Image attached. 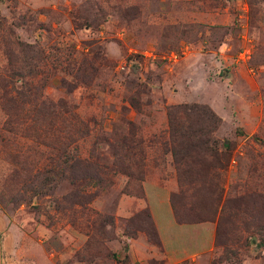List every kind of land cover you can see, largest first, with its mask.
Listing matches in <instances>:
<instances>
[{
  "label": "rangeland",
  "instance_id": "374dc122",
  "mask_svg": "<svg viewBox=\"0 0 264 264\" xmlns=\"http://www.w3.org/2000/svg\"><path fill=\"white\" fill-rule=\"evenodd\" d=\"M1 79L14 95L0 99L33 89L31 99L74 106L93 131L75 153L98 149L109 168L86 186L85 214L61 216L67 184L30 193L42 184L37 127L18 132L24 106L0 101V264H264V0H0ZM199 128L220 152L231 144L224 202L252 195L240 229L219 210L208 222L174 220L172 198L183 211V195L193 219L210 213L209 194L183 185L199 171L189 151ZM117 141L130 169L117 166ZM146 214L160 245L140 228Z\"/></svg>",
  "mask_w": 264,
  "mask_h": 264
},
{
  "label": "trees",
  "instance_id": "16d2710c",
  "mask_svg": "<svg viewBox=\"0 0 264 264\" xmlns=\"http://www.w3.org/2000/svg\"><path fill=\"white\" fill-rule=\"evenodd\" d=\"M88 65L89 61L88 59H85V61H82L76 68H79V72H82L88 68ZM74 71L72 69L69 70L68 73L74 79H77L74 75ZM76 82L79 83V81ZM11 84L12 82L10 80H0L2 97L7 98L8 96L14 95L13 90L9 88ZM83 84L86 85L87 83ZM28 91L29 94L25 96V99H18V97L15 98L13 96L15 99H0V101H6L2 107L3 110L19 111V107L17 106L19 104L24 106L22 107L24 108L22 110L23 113L21 112V121H24V123L18 124L16 130L21 132L24 124H27V129L30 128L32 130H35L36 126V136L39 140H42L40 144V146L42 145V149L39 148L37 151H34L39 157V163L37 166L42 163L41 168L37 171L38 174H36L34 178L41 179L42 184L40 189L32 186L30 193L41 197L50 196L59 185L63 183L67 184L70 191L61 201L58 200L60 208H62L59 212L61 216L72 221L78 213L81 215L85 214L86 205L84 206V203L89 202L87 200L88 194L85 191L86 186L102 184L101 181H103L102 179L105 177L106 169H108L109 166L103 163L100 159V157H103V154H101L98 149L92 150L87 158L81 157L78 153H75V148H77L76 144L79 141L86 139L93 131L87 125V122H83L81 117L76 114L74 106L69 105L63 100L54 102L43 98L42 95H39L37 99H31L33 97V89H29ZM19 93L20 92H17V94ZM9 100H11L10 103H7ZM184 109L185 107L178 108V110H182L183 112ZM206 117L207 120L210 121V116ZM196 122H198V119ZM8 127L11 132H14L12 121L11 123L8 122ZM184 128V124L178 127L179 130L173 135L174 142H176L179 137L183 136ZM208 129L199 128V131L196 133L198 134L196 140L191 141L189 151H191L190 153H195L191 157V164H197L199 171L196 175L192 176L193 181L187 179V183H184L183 185L187 184L188 188H192V197H197L198 194L196 193L209 194L208 197L211 203L210 213L206 217L202 216V214H196L197 219H193L195 215H192L191 213L194 207L190 206L191 198L187 197L186 200V196L183 195L182 198H178L181 202H185L183 211L177 209L176 202L178 200L172 198L174 219L178 225L208 222L214 220L213 216L215 217L219 210L221 223L227 218L231 220L230 225L233 228L240 229V226L243 225L238 223L241 217V212L249 207L247 197L252 195L245 196V194L236 202L232 200V197L228 196L224 202L222 179H225V176L221 171L224 170L230 162L231 144L226 146V150L224 149L220 152L216 147L218 144L215 143L213 146V141L209 138L211 136V130ZM115 148L118 150L117 166L121 167V169H130V158H127L126 154H122L120 141H117V146H115ZM221 202H224L225 204L220 209ZM228 202L231 204L230 206L228 205L229 209L226 210L228 208V206H226ZM262 202L264 205V200H262ZM193 220L199 221L195 222ZM241 222L243 223V221ZM147 223H149V227L146 225ZM112 224L111 220L109 225ZM141 225L140 228L143 231L147 228L150 229L154 243L160 245V236L150 214H146L145 221H143ZM260 230L261 229H259L258 235L261 237V244L264 246V231ZM246 231L249 232L248 229H246ZM127 236L135 237V234L129 232ZM219 239L220 235L218 231L216 245L222 246L221 243H218ZM239 241L240 238H237L234 240V243H238ZM126 249L128 250V247H126Z\"/></svg>",
  "mask_w": 264,
  "mask_h": 264
},
{
  "label": "crops",
  "instance_id": "0c3cea01",
  "mask_svg": "<svg viewBox=\"0 0 264 264\" xmlns=\"http://www.w3.org/2000/svg\"><path fill=\"white\" fill-rule=\"evenodd\" d=\"M175 220V219H174ZM177 224V223H176Z\"/></svg>",
  "mask_w": 264,
  "mask_h": 264
}]
</instances>
